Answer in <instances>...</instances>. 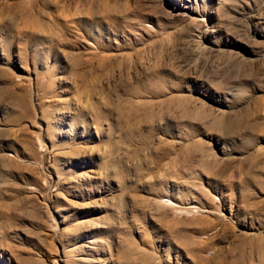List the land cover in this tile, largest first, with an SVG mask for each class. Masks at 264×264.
Instances as JSON below:
<instances>
[{
	"label": "rangeland",
	"instance_id": "374dc122",
	"mask_svg": "<svg viewBox=\"0 0 264 264\" xmlns=\"http://www.w3.org/2000/svg\"><path fill=\"white\" fill-rule=\"evenodd\" d=\"M229 262L264 264V0H0V264Z\"/></svg>",
	"mask_w": 264,
	"mask_h": 264
},
{
	"label": "bare ground",
	"instance_id": "6f19581e",
	"mask_svg": "<svg viewBox=\"0 0 264 264\" xmlns=\"http://www.w3.org/2000/svg\"><path fill=\"white\" fill-rule=\"evenodd\" d=\"M170 201H168L167 200V203H169ZM172 203V202H171ZM170 204V203H169ZM200 248V247H199ZM202 249V248H201ZM204 249V248H203ZM215 257V253L213 252L212 253V255H210V257H208L207 258V260H209V261H212L213 260V258ZM202 261V260H201ZM209 261H207V262H209ZM223 261V260H222ZM225 262V261H224ZM222 264V263H221ZM226 264V263H225ZM229 264H230V262H229Z\"/></svg>",
	"mask_w": 264,
	"mask_h": 264
}]
</instances>
